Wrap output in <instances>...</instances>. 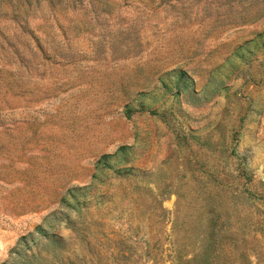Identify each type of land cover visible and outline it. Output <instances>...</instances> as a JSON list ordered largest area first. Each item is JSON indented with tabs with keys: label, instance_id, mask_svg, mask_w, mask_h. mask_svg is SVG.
<instances>
[{
	"label": "rangeland",
	"instance_id": "1",
	"mask_svg": "<svg viewBox=\"0 0 264 264\" xmlns=\"http://www.w3.org/2000/svg\"><path fill=\"white\" fill-rule=\"evenodd\" d=\"M0 264H264V0H0Z\"/></svg>",
	"mask_w": 264,
	"mask_h": 264
}]
</instances>
